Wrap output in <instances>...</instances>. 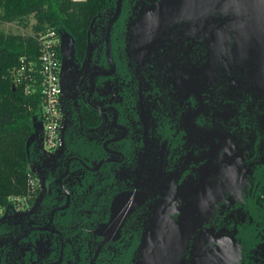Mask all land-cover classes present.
<instances>
[{"label": "flooded vegetation", "instance_id": "1", "mask_svg": "<svg viewBox=\"0 0 264 264\" xmlns=\"http://www.w3.org/2000/svg\"><path fill=\"white\" fill-rule=\"evenodd\" d=\"M116 1L60 32L63 143L32 137L35 194L0 214V264H147L175 224L173 264L196 242L264 264V86L227 62L228 33H140L161 0Z\"/></svg>", "mask_w": 264, "mask_h": 264}, {"label": "trees", "instance_id": "2", "mask_svg": "<svg viewBox=\"0 0 264 264\" xmlns=\"http://www.w3.org/2000/svg\"><path fill=\"white\" fill-rule=\"evenodd\" d=\"M112 1L0 0L3 18L30 13L35 17L30 32L0 29V214L12 210V194L29 190V173L33 172L30 167L33 139L29 137L35 130V118L41 117V93L39 71H34L36 80L28 78V74L32 72L29 69L32 62L38 61L41 35L55 28L59 33L69 31L79 37ZM22 57L27 64L20 72ZM261 200L264 202L263 196Z\"/></svg>", "mask_w": 264, "mask_h": 264}, {"label": "water", "instance_id": "3", "mask_svg": "<svg viewBox=\"0 0 264 264\" xmlns=\"http://www.w3.org/2000/svg\"><path fill=\"white\" fill-rule=\"evenodd\" d=\"M119 4L120 0H117L116 9ZM155 6V10L140 17L137 31L162 33L167 24L176 19L169 27L176 32L209 33L212 41H218L220 33H228L233 40L225 43L228 51L225 55L230 58L227 62L240 67L249 85L264 86V0H161ZM189 214L186 208L180 222H187ZM187 230L176 224L165 228L164 240L157 245L154 257L148 259L147 264H173L171 255L175 245L171 244ZM201 247L199 242L195 243L190 264L226 263V252L220 243L213 250L204 251Z\"/></svg>", "mask_w": 264, "mask_h": 264}, {"label": "built area", "instance_id": "4", "mask_svg": "<svg viewBox=\"0 0 264 264\" xmlns=\"http://www.w3.org/2000/svg\"><path fill=\"white\" fill-rule=\"evenodd\" d=\"M60 33L55 28H49L41 35L38 61H30L32 70L28 78L36 80L34 71H39V90L41 93V119L44 123V147L50 151L58 150L63 143V128L65 113L62 102L61 71L62 59L59 51ZM23 64L20 72L26 68V59L22 57ZM36 65L38 67L36 68ZM27 77V76H26ZM26 90H30L26 85ZM30 176V175H29ZM29 190L22 195H12L13 207H23L35 194V177H29ZM264 197V191L262 192ZM1 208V205H0Z\"/></svg>", "mask_w": 264, "mask_h": 264}, {"label": "rangeland", "instance_id": "5", "mask_svg": "<svg viewBox=\"0 0 264 264\" xmlns=\"http://www.w3.org/2000/svg\"><path fill=\"white\" fill-rule=\"evenodd\" d=\"M34 22H35V17L32 13L26 14L23 16H18L13 19H6L0 15V29L4 31L30 32ZM67 40H69V36L67 37ZM65 59L66 60H64V63H62L61 68L63 72L62 74L64 75L65 82H66L67 76L69 75L67 73L69 71V69L67 70V66H68V62L70 63L71 60L69 59V56H66ZM15 75H16V70H15ZM64 78H62L61 80V85H62V82H64ZM43 127H44V123L42 119L35 118V130L32 132L31 138L38 137L41 139L42 137L44 139L43 134H41V131H43ZM46 151L49 153H52L50 152V150H46ZM12 195H15V194H12ZM18 195H22V194H18ZM0 211H1V208H0Z\"/></svg>", "mask_w": 264, "mask_h": 264}]
</instances>
